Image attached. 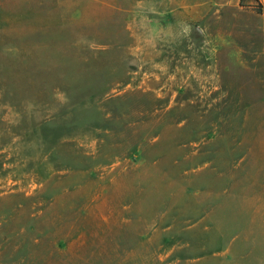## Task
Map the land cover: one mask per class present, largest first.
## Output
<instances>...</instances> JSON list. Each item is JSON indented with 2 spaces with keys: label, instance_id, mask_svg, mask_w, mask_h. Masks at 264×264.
Wrapping results in <instances>:
<instances>
[{
  "label": "rangeland",
  "instance_id": "obj_1",
  "mask_svg": "<svg viewBox=\"0 0 264 264\" xmlns=\"http://www.w3.org/2000/svg\"><path fill=\"white\" fill-rule=\"evenodd\" d=\"M0 1V264H264L257 0Z\"/></svg>",
  "mask_w": 264,
  "mask_h": 264
},
{
  "label": "crops",
  "instance_id": "obj_2",
  "mask_svg": "<svg viewBox=\"0 0 264 264\" xmlns=\"http://www.w3.org/2000/svg\"><path fill=\"white\" fill-rule=\"evenodd\" d=\"M258 3L262 5V14L259 15L260 19V29H261V44H262V51L264 53V0H258ZM3 4L0 1V5Z\"/></svg>",
  "mask_w": 264,
  "mask_h": 264
},
{
  "label": "trees",
  "instance_id": "obj_3",
  "mask_svg": "<svg viewBox=\"0 0 264 264\" xmlns=\"http://www.w3.org/2000/svg\"><path fill=\"white\" fill-rule=\"evenodd\" d=\"M258 2V0H257ZM259 7H260V14H262V5L259 3Z\"/></svg>",
  "mask_w": 264,
  "mask_h": 264
}]
</instances>
